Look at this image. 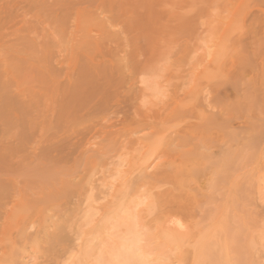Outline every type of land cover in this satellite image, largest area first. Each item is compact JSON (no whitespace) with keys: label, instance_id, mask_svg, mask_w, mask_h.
Here are the masks:
<instances>
[{"label":"rangeland","instance_id":"rangeland-1","mask_svg":"<svg viewBox=\"0 0 264 264\" xmlns=\"http://www.w3.org/2000/svg\"><path fill=\"white\" fill-rule=\"evenodd\" d=\"M206 122L198 152L229 154L248 237L264 228V0H0V264H80V230L166 191L217 200L201 172L182 191L172 177L170 151ZM142 171L157 178L129 197Z\"/></svg>","mask_w":264,"mask_h":264},{"label":"bare ground","instance_id":"bare-ground-1","mask_svg":"<svg viewBox=\"0 0 264 264\" xmlns=\"http://www.w3.org/2000/svg\"><path fill=\"white\" fill-rule=\"evenodd\" d=\"M227 125L226 123L221 128L226 129ZM216 126L213 122L195 125L187 131L190 139H182L170 152L180 158L183 167L176 169L172 176L174 187L182 191L187 180L196 178V175L200 176L199 172H201L203 180L206 181L204 187L211 192L215 191L213 195L218 192V187L221 186L220 189L223 191L217 193V200L213 201L211 197L205 196L200 201L195 199L194 205L189 206L185 198L166 191L159 194L160 197L157 196L154 201L151 200L146 205V211L143 214L128 215L129 208L123 210L122 205H119L115 212L110 211L104 215L101 213L100 218L96 219L97 221L89 227L88 231H78L80 234L76 235L81 238L77 255L81 256V259L75 254L77 256L75 260L78 258L77 261L80 260V264H87V260L91 258L92 261V257L96 264H264V249H262L264 247V228H258L256 232H254L255 230L251 231V234L248 235L249 238L239 234L246 227L249 216L245 219L233 211L237 201L235 199L233 201L235 197H232L231 187H228L231 182L227 179V170L230 165L228 163L229 154H225L228 159L226 162L222 159L215 162L214 159L213 162L211 161L209 165L205 166L206 160L212 156H208L210 153L207 155L198 152L200 149H207L210 146L211 134L214 133ZM94 130L105 134L109 132L93 126L90 130V132L92 131L90 137L94 136ZM192 140H195L194 147L188 148L191 145L190 142H193ZM180 146H186L188 149L177 150ZM92 156L89 158L90 163ZM185 166H192L193 169L185 170ZM206 176L210 177L205 178ZM156 178L143 172L125 180L122 185L131 194L129 197L134 195L139 197L141 194L139 189ZM198 180L201 181V179ZM108 186L107 188L113 189L112 184ZM108 192L111 194L112 190ZM111 196L115 200L113 195ZM136 202V205L139 206L143 201L140 203L137 200ZM237 205H240V202ZM93 215L91 214L92 218ZM115 220H118L120 226H124L123 229L111 232V225L117 223ZM250 220L259 222L256 217L250 218ZM73 230L76 231L75 228ZM26 239L28 241V238ZM74 242L72 246L70 245L71 247L75 246ZM47 244L49 245V243ZM243 247L247 250L246 254L239 253ZM15 251L17 252V250ZM72 251H74V247ZM71 257L74 259L73 256ZM63 260L62 262H64Z\"/></svg>","mask_w":264,"mask_h":264}]
</instances>
